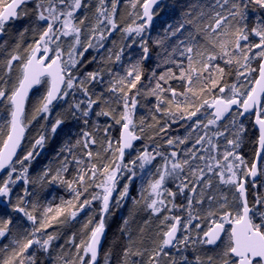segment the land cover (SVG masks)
<instances>
[{"label":"snow or ice","instance_id":"obj_1","mask_svg":"<svg viewBox=\"0 0 264 264\" xmlns=\"http://www.w3.org/2000/svg\"><path fill=\"white\" fill-rule=\"evenodd\" d=\"M29 2L30 0H12L7 9L0 10V35L4 34L5 25L10 19L27 15L26 9L21 6ZM156 2L157 0H144L142 4L143 12L140 18L146 22L136 27H125L122 29V33L127 35L135 33L137 37L142 36L151 25L153 19L152 6ZM117 5L118 0H112L110 6L106 4V0H98L93 13L94 19L87 27L88 35L82 40L85 22L89 20V15L85 14L78 17L76 13L82 7H91L90 4L85 3V0H38L35 4V19L38 22H44L39 38L26 49L27 55L25 57L22 58L18 51L9 54L5 66V75L11 74L13 62L21 61L20 75L18 82L10 92L7 90V81H5L4 87H0V100L6 101L5 107H8L10 112L6 134L0 140V172H4L5 169L9 170L5 174V178L0 180V197L5 199L11 198L12 188L19 181L22 180L25 185L31 182L28 177L30 162L35 156L39 155V150L45 147L48 138L54 136L65 122L64 117L57 113L50 126L45 129L42 125L41 131L35 138L30 150L22 158H16L17 150L24 140L27 128L40 117L44 118V124L47 125L48 118L53 115V108L56 103L67 101L70 93L74 95L73 90L82 91L87 100L73 101L67 107L72 117L76 119L83 118L84 124L88 123L86 118L94 105L103 102L105 106H108L111 102H114L122 108V111L115 115V109L109 111L106 108H101L96 113L97 116H112L115 123L120 125L121 134L115 148H113L111 139L105 141L107 145L105 151H112L113 159L110 163L115 164V170L109 171L108 166L100 170L102 174H107L105 179L95 185L102 189V194H93L91 199H86L79 205V210L82 211L85 206L91 204L92 200L99 199L102 202L101 219L91 229L87 238L82 239L76 246L78 264H85L86 258L87 264H96L106 228L104 217L109 213L110 200L117 185V172L121 170V164L115 163V161L122 162L125 151L132 149L134 142L142 139L140 135H137V125L134 122L135 109L138 104L136 97L141 95V91L137 90L133 93V90L137 89V85L142 80V61L148 58L149 53L147 39H142L140 42L143 55L124 70L125 75L118 72L112 73L109 70L111 79L106 90L112 93L113 96L107 100L103 99V93L96 95L93 99V95L89 93L86 86L89 82L99 83L103 80L100 71L89 72L84 79H80L73 72L83 53L90 48H102L104 46L103 41L119 27L116 21ZM132 7L135 8L136 4L133 3ZM256 7L264 9V0H204V2L196 0L188 6V10L183 13V17L175 25H167L162 38H157L154 41L156 46L160 47L162 52L165 53L161 64H174L180 70L178 75L172 69H168L158 77L155 71L151 73V78L156 81L155 85L143 94L145 97L154 96L156 98V112L170 117L172 123H175L178 119L191 120L205 106L213 109V111L204 113L208 117L206 123L200 120L194 122L192 131L195 132L203 125V135H197L192 148L184 151V156L187 158L179 159V154L176 151H172L170 156L163 155L159 151L150 153L147 150L137 155L136 159L142 162L140 164L142 169L145 164L151 163L156 156L163 155V164L157 169L158 179H155L148 186L151 199L146 200L147 208L151 210L153 215H159L165 209L170 213L172 208L177 207L174 203L177 193L165 187L167 178H175L180 180L179 192L183 194L187 190L191 194L187 198L188 219L182 226L180 216L164 215L161 224H165L166 227L159 234L161 238L156 242V247L151 251L148 249L133 251L131 247L127 248L124 252L123 264H128L127 258L130 255L143 257L145 252H148L147 264H191L186 255H182L178 259L173 257L166 249H175L177 252H181L182 247L187 249L190 244L216 246L221 240L222 234L225 233L226 224L231 225V229L225 247L216 257L217 264H264V211H258L264 205V198L257 194L253 206L250 207L245 188L248 177L255 178L258 171L264 175V170H258L256 162L249 166L248 162L235 150L240 147V136L245 131L244 126L237 123L238 117L253 112L259 132L258 144L260 151L256 153L257 161L260 159L261 151H264V115H262V112H264V105H262V101H264V17L257 18L251 28L247 23L249 9L255 10ZM17 9H20V11L18 12ZM250 35L258 38V42H249ZM62 37L71 38L68 40L67 60L63 59L64 50L60 44ZM173 37L176 39L165 47V44ZM132 43H136V41L133 40ZM53 44L56 45L55 50L51 47ZM18 48L19 45H17ZM78 49L81 50L78 51ZM256 49H259V51L254 52ZM123 51V47L119 48L114 54H110L107 60L109 62L113 60L120 62ZM50 53L53 54L50 56ZM177 57L181 59H177ZM257 58L261 61L258 69L251 66L252 61ZM184 59L187 61L186 66L183 63ZM217 60H222L225 65L229 66L235 64L238 81L240 77L258 71L259 78L254 80L255 87L242 92L237 84L222 86L220 80L225 75V69L219 64L213 63ZM171 79L183 81L185 91H177L170 85L165 88L163 84H168ZM42 84L47 85L46 90L39 96L32 110L31 118L28 119L26 118L25 108L29 93L33 88ZM214 89H218L220 94L225 93L228 89L231 95L213 94ZM165 92L171 94L170 99L163 96ZM205 93L208 95L205 96ZM178 97H184V99L179 100ZM193 97L200 101L199 104L191 99ZM162 104L167 106L161 108ZM81 105H85V107L81 108ZM234 105L236 106L235 110L233 109ZM173 106L175 111H172ZM177 113L180 115L177 116ZM229 113H232V115L228 116L225 128L227 129L231 125L235 129V138L227 140V144L233 147L219 153L216 141L220 136H225L226 132L217 130L209 134L208 129L211 126L219 128V122L224 120ZM152 119L159 123L155 115L152 116ZM143 124L144 120L141 118L140 125ZM109 128H111V125L103 129L105 136L108 135ZM139 130L143 132L144 128L140 127ZM2 131L3 129H0V132ZM165 131H167V125L160 128V132ZM186 142L187 139L174 140L170 138L167 140L168 145L184 144ZM81 144L87 149L85 155L91 159L94 154L89 146L97 144L96 138L92 133L85 131L83 132V139L76 141V146ZM197 145L200 146L199 150L196 149ZM65 151L71 153L72 147L65 146L61 149V152ZM201 152L204 154L201 155ZM95 155L99 157L100 153L97 152ZM14 158L16 159L14 160ZM71 158L77 165L84 163L75 155H72ZM25 161H28L29 164L26 165ZM192 161H202L203 163L193 165ZM131 163L135 165L136 160L131 161ZM17 164L22 167L17 169ZM124 167L127 171H132L127 165ZM67 169L68 157L65 156L61 162V167L49 182L58 181L61 184H66L73 191L75 202H79L82 191L77 190L76 185H83V192H86L88 185L85 182V177L95 180L98 171L97 166L92 164L90 169L78 168L79 175L75 182L63 179L62 173L66 172ZM185 169H187V176H181ZM16 173L18 175L14 176ZM48 175V171L43 173V177ZM134 175L135 173H133ZM213 176L219 184L228 186L234 191L232 201L238 206L234 210L230 209L228 196L222 195V202H219V208L222 210L219 213V219L212 220L208 229L202 234L198 232L196 238L193 239L189 235V228L192 226V221L200 217L193 215L192 197L197 196V189L200 188L201 191L198 194L200 199L196 200V203L203 204L205 194L203 189L212 187ZM189 178L190 183L188 182ZM201 182L203 183L201 184ZM129 183H131V179ZM252 183L255 187L254 179ZM128 190L127 185L123 187L116 202L118 205L127 196ZM23 192L24 196L30 195L27 188H24ZM165 193H167V196L172 197V200L167 203L162 198ZM74 200L64 203L69 208H74L76 206ZM215 200V196L210 197V201ZM23 204V198H18V202L13 205V211L23 213L34 227L23 239H13L12 243L15 247L10 250V255L0 261V264H25L26 261L35 264V257L26 256L25 254L33 245H37L39 249L45 252L49 251L56 236L49 234L46 239L42 240L38 234L51 227L52 221L58 220L67 210L63 204L55 209L47 207L44 210L43 217L38 222L37 217L33 215V212L36 211V205L33 204L32 211H28L26 207L22 206ZM169 204H171V207H169ZM53 212H55V215L49 218L48 214ZM77 214V211H72L70 213L71 218L75 219ZM207 215L209 217L216 216L217 212L210 208ZM256 216H259L260 223L255 222L254 218ZM168 221H171V223H167ZM11 224V219L0 220V238L9 233ZM88 224H91V219L84 225L85 229L88 228ZM125 224H127V221H125ZM195 227L199 229L201 225L197 224ZM181 231L185 234L178 237V232ZM207 259L211 264L213 257ZM64 264H77V260L65 261ZM105 264H108L107 255L105 256ZM195 264H202L199 256L196 257Z\"/></svg>","mask_w":264,"mask_h":264},{"label":"trees","instance_id":"obj_2","mask_svg":"<svg viewBox=\"0 0 264 264\" xmlns=\"http://www.w3.org/2000/svg\"><path fill=\"white\" fill-rule=\"evenodd\" d=\"M37 2V0H32L31 2L23 6V8H26V11L28 13L24 18H18L5 25V32L0 39V72L3 71L0 76V84H4V86L5 83H2L4 81V70L1 69L2 64L6 63L7 59L9 58V54H13L17 51L22 55V58L25 57L27 55L26 49H28L30 45L38 40L41 28L44 26V22H38L35 19V4ZM163 2L164 3H162L161 6L155 10L154 15L157 16V19L154 23H152V33L148 30H145V32L142 34L143 36H140L141 40L147 39L149 53L148 58L142 61V80L140 84L137 85V89L133 90V93H135L137 90L141 91V95L136 97L138 100V104L135 109L134 122L137 125V134L142 137L140 142L145 141V144L141 149L147 150L150 153L159 151L163 155L170 156V153L175 149H173L171 145L167 144V140L170 138L172 139L177 135L183 136L185 131L190 128L195 121L201 118L204 113H209L211 111L207 106H205L204 108H201L200 112L197 113V116L192 117L191 120L178 119L177 122L172 123L170 117L165 116L163 113L156 112V98L154 96L145 97V95L143 94L145 91L150 90L155 85V79L151 78V73L153 71L156 72L157 77L163 74L168 69H172L177 73V75L179 74L180 70L176 67V65L161 64L162 57L165 55V53L162 52L160 47L156 46L154 41L157 38H162L165 34L164 29L167 27V25H175V23L183 17V13L188 10V6L196 2V0H165ZM200 2H204V0H200ZM143 3L144 0H138L137 8L135 10L139 14V25L142 24L140 13L142 12L141 10ZM6 5L4 1L0 0V10H2ZM129 11V5L124 4V0H118L116 21L119 27L116 29V33H112L111 37L103 41L104 46L102 48H90L87 52L83 53L82 61L80 62L77 69L73 71L74 75L78 76L80 79H84L85 75L89 72L100 71L102 73L103 80L101 82H89L86 84L89 89V93L93 95V99H95L96 95L100 93H103V99L105 100L113 96L112 93H109L106 90L108 87V82L111 79L109 70L112 73L118 72L122 74V71L120 72V68H116V66H113V63L107 60V57L110 54H114L119 48L123 47L124 51L121 55V61L118 63L120 66L126 64L125 66L127 67H129L132 63H135L143 55L142 49L139 45V39H135V45H137L133 46L134 52L133 48H130V52H127V48L121 45L122 42L120 41V37L124 38L126 36L122 33V29L127 27L125 21L126 16L129 14ZM77 16L79 17V14ZM260 17H264V9H259L258 7H256L255 10H253L252 8H250L248 11L247 19L249 28H251L253 26V22ZM149 33H151L150 36H148ZM130 36L131 35H128L126 37L129 39ZM175 39V37L171 38V40H169L165 44V47L170 45ZM130 40L132 41V39ZM249 42H258V38L250 35ZM17 45H19L18 49ZM258 51L259 49L254 50V52ZM177 59L181 58L177 57ZM112 62L115 61L113 60ZM183 63L185 66L187 65L186 59L183 60ZM213 63L219 64L225 69V75L220 80V84L222 86L237 84V86L240 87L242 81L248 75L246 74V76L240 77L238 81L237 68L235 64L231 66L225 65L222 60H217ZM259 64L260 59L257 58L252 61L251 66L258 69ZM20 65L21 61L13 62V69L11 74L8 76L9 78L6 85L9 92L11 91L12 87L18 82V71L20 69ZM113 67H115L116 69H113ZM257 74L258 71L249 74L252 83H254V80H256ZM161 83L163 84V82ZM169 85L175 88L177 91H185V84L183 81L171 79L169 80L168 84H163L165 88L169 87ZM42 87L43 85H40L34 91L27 102L25 113L26 118L28 119L31 118L32 110L37 100L39 99V96L43 94ZM73 92L74 95L71 93L67 101L58 102L54 106L58 108V111L60 108L63 110L58 113L64 117L65 122L57 130V133L54 136H50L48 138L45 147L42 150H39V155L35 156V158L30 162V166L28 167V177L31 182L25 185L21 180L13 186L10 199L0 197V220H12V224L9 226V233L5 237L0 238V261L10 255V250L15 247V245L12 243L13 239H23L34 227L32 222L29 221L27 217L23 215V213L13 211V205L18 202V198H21V196L24 200V204L22 206L26 207L28 211H32L33 204L36 205V211L33 212V215L37 217L38 222L43 217L44 210L47 207H52L53 209H55L63 204L67 209L64 215L59 217L58 220L52 221L51 227L47 228L46 231L38 234L40 238H42V236L43 238H46L49 234H53L56 236V239L51 243L49 251H47L48 257L44 256L46 252L39 249L37 245H33V247L28 250V253L25 254L26 256H32L34 254L35 264H56V262H61L60 264H64L63 262L70 261L71 258L69 259V256L73 253L75 246L80 243L82 239L87 238L91 229L101 219L102 202L99 199L92 200L91 204L85 206L82 211L79 210V205L84 200L91 199L93 194H102V189L96 187L95 185L99 184L101 180L106 178L107 174H102L100 171L103 167L108 166L109 171L115 170V164L110 163L113 159V156L111 157L109 155V152L105 151V147L107 146L105 140V144L103 143L104 145L102 144V147L100 145V142L103 140H101V137L105 136L103 129L108 125H111V128H109L108 130L107 136H110L112 142H117L119 140L121 128L120 125L115 123V120L112 118V116L96 115V113L101 109L99 107V104L93 106L92 111L86 118L88 120L87 124L83 123V118H73L71 112L68 111V104L73 101L87 100V97L84 96L82 91L73 90ZM213 94L227 96L231 95V92L230 90L226 89L225 93L220 94L218 89H214ZM207 95L208 94L205 93V96ZM163 96L165 98H171V94L168 92L163 93ZM208 98L210 99V97ZM177 99L183 100L184 97H178ZM191 99L194 100L197 104H199L200 102L194 97ZM5 105L6 101L0 100V119L3 123V131L1 133L0 140H2L3 136L6 134L7 121L10 119L9 108L5 107ZM166 106L167 105L162 104L161 108H164ZM84 107L85 105H81V108ZM105 108L109 111L115 109L114 115L122 111V108L114 102H111L108 106H105ZM172 111H175L174 106ZM56 112L57 110L55 111L53 109V115L48 118L47 125L44 124L43 117H40L31 123V125L26 130L25 140L17 158H22V156L26 154L28 150H30L35 138L41 131L42 125L45 129L50 126L56 116ZM153 115L157 117L159 123L152 119ZM179 115L180 114L177 113V116ZM141 118H143L144 120L143 125H140ZM227 120L228 118L225 121L220 122L219 128H217V126H214V128L209 131V134L219 130L225 131L227 135V129L225 128ZM237 123L242 124L245 128V131L240 136V147L235 150L248 162V165L250 166L253 163L257 152L259 137L258 131L253 125L252 117H248L244 120L239 117ZM149 125H151V127H149ZM165 125H167V131L160 132V128ZM140 127L144 128L143 132L139 130ZM2 128L0 124V129ZM85 131L92 133V135L97 140V144L89 146L94 154L91 159H89L85 155L87 149H85L82 144L76 146V141L83 139V132ZM233 132H235V129H233ZM226 135L223 136V141L227 145V140L232 138L229 137V134L227 136ZM149 137L153 138L150 139ZM220 137L222 138V136ZM218 141L219 140H217L216 143H218ZM137 145H139V143ZM146 145L150 146L148 147ZM65 146H71L72 152H61V149ZM97 152L100 153L99 157L95 155V153ZM72 155H75L84 163L81 165H77L76 162L72 160ZM163 155L160 156L163 157ZM65 156L68 157V169L66 172L62 173V176L66 181H76V178L79 175L78 168L90 169L91 165L95 164L98 169L95 180H90L87 176L85 177V182L88 185L86 192H83V185H76L77 190L82 191L79 202H75L74 193L67 187L66 184H61L58 181L49 182L51 180V177L61 167V162ZM159 159L153 160V169H156L157 161ZM133 160H136L135 165L131 163V161ZM115 163L121 164V170L117 172V176L123 177L122 182H128L127 186L129 190L127 196L122 201H120L119 205L117 204L116 208L109 207V213L104 217L107 235L97 264H105L106 255L108 264H123V261L125 259L124 252L129 247H131L133 251H143L144 249H148L149 251H151L156 247V242H158L161 238L159 234L166 227L165 224H160L163 217L162 212L159 215H153L151 210L147 208L146 200L144 198H142L143 201H137V182L142 180L143 171L147 164H145L143 169L140 168V164L142 162L140 160H137L135 157H132L131 154H129L128 156H124L122 162L116 160ZM25 164L28 165L29 162L25 161ZM125 165H127L128 168H131L132 171H127V169L124 167ZM262 166L264 170V158ZM16 167L17 169H20L22 166L17 164ZM45 171L49 172V175L47 177H43V173ZM6 172L0 176V180L5 178ZM133 173H135L134 176ZM15 175H18V173L14 174V176ZM42 177L43 180L41 179ZM248 178V200L250 207H252L256 200L257 194L261 198H264V175L261 174L259 180L255 182V187L253 186L252 182L248 181ZM130 179L131 183H129ZM178 185L179 183L174 180V192L177 193L174 199V203L177 205V207L172 208V210L175 216L182 217L184 198L183 195L179 192ZM24 188L28 189L30 195L24 196ZM227 188L230 187L221 185L220 190H225ZM122 190L123 188L121 187V185L117 184L113 193L119 195ZM232 192L234 193L233 190ZM49 195L53 197L50 199V201H47L49 200ZM69 200H74L76 205L74 208H69L67 204L64 203ZM229 208L234 210L236 207H232V204H229ZM211 209L217 212L216 217L217 219H219V209H217L215 205H212ZM72 211L78 212L75 219L71 218L70 213ZM258 211H264V205H262L258 209ZM53 215H55V212L48 214L49 218H51V216ZM195 216H198L200 218L195 219L196 221L195 223H193V226H196L197 224L201 225L198 230H200L199 233L202 234L208 229L210 224L204 223L205 214L200 215L196 213ZM89 219H91V224H88V228L85 229L84 225L89 221ZM254 219L256 223H260L259 216H256ZM125 221H127V224H125ZM217 246L209 247L201 245L197 249H193L192 246L189 245L187 249H183L182 247V253L191 260H196V257L199 256L201 258L202 264H210L207 258L213 257V261L211 262V264H217L216 257L219 255L215 253ZM5 248L7 250H4ZM147 257L148 252H145L143 257L130 255L127 258L128 264H147ZM25 264H30V262L26 261Z\"/></svg>","mask_w":264,"mask_h":264},{"label":"rangeland","instance_id":"obj_3","mask_svg":"<svg viewBox=\"0 0 264 264\" xmlns=\"http://www.w3.org/2000/svg\"><path fill=\"white\" fill-rule=\"evenodd\" d=\"M1 1H4V3H5V5L6 4H8L11 0H1ZM38 1V0H37ZM165 1V0H164ZM111 2H112V0H106V4L108 5V6H110V4H111ZM85 3H87V4H90L91 5V7H89V8H81V10L80 11H78L77 13H76V15H78L79 14V16H82V15H85V14H87V15H89V20L88 21H86L85 22V30H84V32L82 33V40L84 39V38H86L87 37V35H88V31H87V27L88 26H90V24H91V22L93 21V19H94V16H93V13H94V10H95V7H96V5H97V3H98V0H85ZM133 3H135L136 4V7L135 8H133L132 7V4ZM164 3V2H163ZM124 4H128L129 5V8H130V11H129V14L126 16V21H125V24H126V26L128 27V26H132V27H136V26H138L139 24H138V18H139V14H138V12H136L135 10H136V8H137V4H138V2H137V0H124ZM161 6V5H160ZM26 9V8H25ZM142 11V10H141ZM28 14V13H27ZM154 14H155V12H154ZM142 15V12L140 13V16ZM25 17V15H22L20 18H24ZM157 16L156 15H154V18H153V23L156 21V18ZM117 18V17H116ZM18 19V18H17ZM141 19V18H140ZM141 23L142 24H144L145 22L144 21H142L141 20ZM153 26V25H152ZM152 26L150 27V28H147L146 30H148L149 32H151L152 33ZM103 27V26H102ZM116 31L117 30H115L113 33H116ZM151 33H149L148 34V36H150L151 35ZM133 34V35H132ZM131 34V36L129 37V39L126 37V36H128L127 34H124V35H126L124 38L123 37H120L121 38V42H122V46H124L125 48H127V52H130V48H133V46H136L135 45V43H132V41L133 40H135V39H139V41L141 42V39H140V37H137L136 35H135V33H132ZM122 36V35H121ZM143 36V35H142ZM109 37H111V36H108L107 38H109ZM71 38H61V41H60V44H61V48L64 50V56H63V59L64 60H67L68 59V57H67V50H68V48H69V43H68V40H70ZM130 39H132V41L130 40ZM140 42H139V45H140ZM125 44V45H124ZM51 47H52V49L53 50H55V47H56V45L55 44H53V45H51ZM136 49V48H135ZM81 49H78V51H80ZM137 50V49H136ZM133 52H134V48H133ZM132 52V53H133ZM53 53H51V55H52ZM83 57V56H82ZM82 61V58L80 59V61H79V63L76 65V68L75 69H73V71L74 70H76L77 69V67L79 66V64H80V62ZM111 63H113V66H116V68H120V72L122 71V74L121 75H125V69L127 68V66H125V65H119V63L118 62H111ZM5 66H6V63H4V64H2V66H1V69H3L4 70V74H3V76H4V81L2 82V83H5V81H8V76L9 75H5ZM115 67H113V69H116ZM18 73H19V75H20V71H18ZM251 82V80H250V76H249V74L246 76V78H244V80L242 81V83H241V85H240V89H241V91L243 92V91H245V90H247V89H249V88H251V87H253V84L254 83H252ZM43 85V87H42V91H43V93L45 92V90H46V87H47V85L46 84H42ZM0 87H4V84H0ZM70 95H71V93H70ZM263 105H264V102H263ZM55 111L57 110V112L55 113V114H57L58 112H61V111H63L61 108L59 109V111H58V108L57 107H54L53 108ZM209 113H211V112H209ZM232 115V114H231ZM262 115H264V112H262ZM207 118L208 117H206L204 114L201 116V118H199L198 120H200V121H203V122H205L206 123V120H207ZM239 118V117H238ZM0 124H1V128L3 127L2 125H3V123H2V121H1V119H0ZM193 125H194V123L191 125V127L190 128H188L186 131H185V133L183 134V136H179V135H177V136H174L172 139H174V140H179V139H187V142L186 143H184V144H179V143H177V144H174V145H171L172 147H173V149H175L174 151H176L178 154H179V156H178V158L179 159H185V158H187V157H185L184 156V151L185 150H187V149H190V148H192V146H193V143H194V141H195V139H196V136L197 135H203V130H202V128H203V125L201 126V128H198V129H196V131L195 132H193L192 131V128H193ZM214 128V126H211L209 129H208V131H210V130H212ZM3 129V128H2ZM229 131V132H228ZM1 133L2 132H0V136H1ZM189 133H191V135H189ZM227 133L229 134V137L230 138H232V139H234V132H233V128L231 127V125H229L228 126V128H227ZM227 134V135H228ZM138 135V134H137ZM226 135V136H227ZM223 139H224V137L222 136V138L220 137L218 140V152L219 153H222L225 149H231L233 146L232 145H226L225 143H224V141H223ZM140 140L141 139H139V140H137V141H135V143H134V147L132 148V150L129 152V153H126L124 156H128L129 154H131V156L132 157H137V155H139V154H141L143 151H144V149H141L143 146H144V142H140ZM139 143V145H137ZM151 145V144H150ZM149 145V146H150ZM115 146H116V142L115 141H113V148H115ZM146 146H148V145H146ZM148 146V147H149ZM107 147V146H106ZM105 147V148H106ZM199 148H200V146L199 145H197L196 146V149L197 150H199ZM107 152H109V155L112 157V151L111 150H109V151H107ZM201 155H203L204 153H200ZM159 158H161V159H159ZM107 159H108V157H107ZM155 159H159L158 161H157V167H156V169H153L152 168V163H153V160L151 161V163H148L146 166H145V168H144V171H143V175H142V180H140V181H138L137 182V184H138V190H137V196H138V198H137V201L138 200H142L143 201V199L142 198H144L145 200H150L151 199V197L149 196V192H150V189L148 188V186H149V184L151 183V182H153L155 179H158V176H159V173L157 172V169L158 168H160V166L163 164V157L162 156H160V155H158V156H156V158ZM197 163H200V164H202L203 162L202 161H192V164L193 165H195V164H197ZM261 170H263V166L261 167ZM7 172L9 171L8 169L6 170ZM5 171V172H6ZM4 172V173H5ZM6 172V173H7ZM181 176H187V169H185V172H183V173H181ZM206 179H207V177H206ZM212 179H213V185H212V187L210 188V189H203V191H204V197H203V199H204V203L203 204H197L196 203V200H198V199H200V196L198 195L199 194V192L201 191V189L200 188H198L197 189V196H194V197H192V199H193V215H195L196 213H198V214H200V215H202V214H205V222L204 223H209V224H211V221L212 220H218L217 219V217L216 216H212V217H209L208 215H207V213H208V211H209V209L211 208V206L212 205H215V207L217 208V209H219V212H221L222 210L219 208V202H222V199H221V197H222V195H227L228 196V199H229V204H232V207H237V204L235 203V202H233L232 201V197H233V195H234V193L232 192V189L231 188H227V189H225V190H220V188H221V184H219L218 182H217V179L215 178V176H213L212 177ZM122 180H123V177L122 176H117V182H121V183H117L118 185H121V187L123 188L124 186H126L127 185V181H123L122 182ZM174 180L177 182V183H179L180 184V180H178V179H175V178H167L166 179V181H165V187L167 188V189H169L170 191H172V192H174ZM189 183H190V178H189V181H188ZM122 183H123V185H122ZM203 182H201V184H202ZM183 195V201H184V206H183V209H182V211H183V215H182V219H181V225L183 226L186 222H187V219H188V214H187V203H188V197L191 195L187 190H185V192L182 194ZM211 196H215L216 197V200L215 201H210V197ZM53 196H48V198H49V200H47V201H50V199L52 198ZM21 198H23L22 196H21ZM162 198H164L165 199V201H166V203L168 202V201H170V200H172V197H169V196H167V193H165L164 194V197H162ZM119 199V195L118 194H115V193H113V195H112V197H111V200H110V207H113V208H116V206H117V200ZM136 202V201H135ZM169 207H171V204H169ZM213 210V209H212ZM216 210V209H215ZM163 213V216L164 215H174V212H173V210L169 213L168 211H167V209H165V211H163L162 212ZM195 221L196 220H193L192 221V226L189 228V235L193 238V239H195L196 238V235H197V233L200 231V230H198L195 226H193V223H195ZM168 223L170 224L171 223V221H168ZM230 229H231V225H228V224H226L225 225V235H224V237L222 238V240L220 241V243L218 244V246H217V249L215 250V253H217V254H220L221 252H222V250H223V248L225 247V245H226V242H227V239H228V235H229V233H230ZM185 233L183 232V231H181V232H179V234H178V237H181V236H183ZM42 240L43 239H46V238H43V236H42V238H41ZM79 244V243H78ZM77 244V245H78ZM76 245V246H77ZM191 246H192V248L193 249H197L198 247H200L201 245H193V244H190ZM76 246H75V248H74V251H73V253L69 256V259H70V261H73V260H77V264H78V257L76 256ZM167 251H169L171 254H172V256L173 257H176V258H180L182 255H184L182 252H183V249H182V251L181 252H177L175 249H173V250H167ZM32 256H34V254L32 255ZM45 257H48V254H47V252L45 253V255H44ZM196 256V255H195ZM63 259V258H62ZM188 260H189V262H191V264H195V262H196V260H191V259H189L188 258ZM63 261V260H62ZM59 262V261H58ZM86 264H87V258H86ZM61 262H59V263H57L56 262V264H60ZM64 263V262H63Z\"/></svg>","mask_w":264,"mask_h":264},{"label":"water","instance_id":"obj_4","mask_svg":"<svg viewBox=\"0 0 264 264\" xmlns=\"http://www.w3.org/2000/svg\"><path fill=\"white\" fill-rule=\"evenodd\" d=\"M31 1H32V0H30V2H31ZM163 1H164V0H157V2L152 6L153 18H154V12H155V10L158 9V8L160 7V5L163 3ZM11 3H12V0H11V1H10V2H9L4 8H3V10H4V9H7L8 5L11 4ZM23 6H24V5H22L21 7H23ZM17 11L19 12L20 9H17ZM142 12H143V8H142ZM16 19H17V18H15V19H10L8 23H10L11 21L16 20ZM142 21L146 22L144 19H142ZM8 23H7V24H8ZM152 23H153V19H152L151 25H152ZM151 25H150V27H151ZM150 27H149V28H150ZM2 36H3V34L0 35V39L2 38ZM49 55L51 56V53H50ZM260 63H261V61H260ZM258 78H259V75L257 74V78H256V79H258ZM38 87H39V86H38ZM38 87L33 88V90L29 93V98L31 97V95L34 93V91H35ZM253 87H255V84H253ZM29 98H28V100H29ZM262 105H263V101H262ZM26 106H27V104H26ZM233 109H234V110L236 109V106H235V105L233 106ZM25 110H26V108H25ZM209 110H210L211 112L213 111V109H211V108H209ZM253 111H255V110H253ZM231 114H232V113H229V114L225 117V119H224V120H221L220 122L225 121V120L228 118V116H230ZM248 117H252V119H253V125H254L255 129L258 131V125L255 124V116L253 115V112L245 113L244 116H242L241 118L244 120V119H247ZM220 122H219V123H220ZM120 134H121V130H120ZM25 135H26V132H25ZM25 135H24V140H25ZM258 135H259V132H258ZM24 140L22 141L20 148L17 150V156H16V158L18 157V155H19V153H20V150H21V147H22V145H23ZM134 143H135V142H134ZM133 146H134V144H133ZM130 150H131V149H127V150L125 151V153H128ZM257 151H260V149H259V144H258V147H257ZM256 153H257V152H256ZM16 158H14V160H15ZM263 158H264V151H261L260 159H259L258 161L256 160V156H255V159H254L253 162H256V163H257V168H258V170H261L262 163H263ZM6 170H7V169H5L4 172H5ZM4 172H0V176H1ZM260 176H261V174H260L259 171H258V175H257L255 178L249 177V178H248V181L252 182L253 179H254L255 182H256V181L259 180ZM245 188H246L247 199H248L247 182L245 183ZM248 202H249V200H248ZM249 206H250V204H249ZM250 215H251V213H250ZM178 234H179V232H178ZM106 235H107V229L105 228V232H104L103 238H102V240H101V244H100V252H101L102 247H103V245H104V242H105V239H106ZM224 235H225V233L222 234V236H221V240H222V238L224 237ZM221 240H220V241H221ZM220 241L217 243V245L220 243ZM217 245H216V246H217ZM209 247H214V246H209ZM166 250H170V249H166ZM99 256H100V255H99ZM99 256H98V259H97L96 264H97L98 261H99Z\"/></svg>","mask_w":264,"mask_h":264},{"label":"bare ground","instance_id":"obj_5","mask_svg":"<svg viewBox=\"0 0 264 264\" xmlns=\"http://www.w3.org/2000/svg\"><path fill=\"white\" fill-rule=\"evenodd\" d=\"M2 72H3V71H2ZM2 72H0V76H1ZM99 107H100V108H105V105H103V103H100V104H99ZM100 110H101V109H100ZM100 110H99V111H100ZM120 130H121V129H120ZM108 137H109V138H108ZM119 138H120V136H119ZM102 139H103V140H102ZM108 139H110V136H107V137L102 136V137H101V140H102V141L100 142L101 147H102V144L104 143V140L106 141V140H108ZM104 144H105V143H104ZM104 144H103V145H104ZM133 147H134V146H133ZM131 150H132V149H131ZM131 150H130V151H131ZM130 151H129V152H130ZM129 152H128V153H129ZM160 224H161V223H160ZM159 229H160V227H159Z\"/></svg>","mask_w":264,"mask_h":264}]
</instances>
